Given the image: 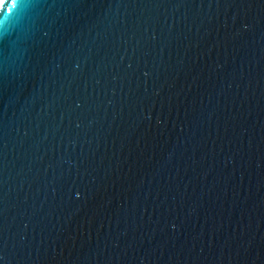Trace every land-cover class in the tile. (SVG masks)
I'll use <instances>...</instances> for the list:
<instances>
[{
    "label": "water",
    "instance_id": "95a60500",
    "mask_svg": "<svg viewBox=\"0 0 264 264\" xmlns=\"http://www.w3.org/2000/svg\"><path fill=\"white\" fill-rule=\"evenodd\" d=\"M0 264H264V0H0Z\"/></svg>",
    "mask_w": 264,
    "mask_h": 264
}]
</instances>
